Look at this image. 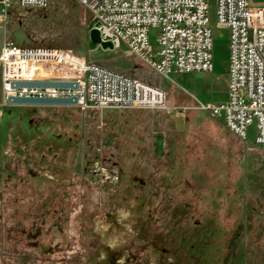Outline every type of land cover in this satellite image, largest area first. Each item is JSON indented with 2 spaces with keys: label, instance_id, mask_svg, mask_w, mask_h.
<instances>
[{
  "label": "rangeland",
  "instance_id": "rangeland-1",
  "mask_svg": "<svg viewBox=\"0 0 264 264\" xmlns=\"http://www.w3.org/2000/svg\"><path fill=\"white\" fill-rule=\"evenodd\" d=\"M206 2L213 71L166 76L122 45L89 50L95 21L75 0L5 9V40L63 48L155 85L176 110L11 105L0 70V264H264V151L253 126L242 154L222 118L213 121L229 147L184 94L196 106L224 94L229 32L216 26V0ZM125 112L131 126L112 134L109 120Z\"/></svg>",
  "mask_w": 264,
  "mask_h": 264
},
{
  "label": "built area",
  "instance_id": "built-area-1",
  "mask_svg": "<svg viewBox=\"0 0 264 264\" xmlns=\"http://www.w3.org/2000/svg\"><path fill=\"white\" fill-rule=\"evenodd\" d=\"M90 11L102 41L123 46L157 73L211 72L212 27L206 0H75ZM253 0H216V26L228 30V91L218 103L200 104L241 140L253 126V145L264 151V5ZM44 7L47 0H0L5 9ZM156 30L158 49L148 40ZM44 63L43 69L39 64ZM55 71L80 70L77 80L55 76ZM0 70L4 96L75 95L78 105L118 108L176 110L166 104L163 89L116 72L101 64L82 60L71 51L51 46H27L1 38ZM76 81L77 87H11L14 81ZM100 177L107 172L98 168Z\"/></svg>",
  "mask_w": 264,
  "mask_h": 264
},
{
  "label": "water",
  "instance_id": "water-1",
  "mask_svg": "<svg viewBox=\"0 0 264 264\" xmlns=\"http://www.w3.org/2000/svg\"><path fill=\"white\" fill-rule=\"evenodd\" d=\"M89 50L95 49L100 46L102 49H113L111 41H102L99 31L96 27H91L88 31ZM59 87L71 88L77 87L76 81H14L11 87ZM7 104L11 105H76L77 99L75 95L66 97H51V96H13L8 95L5 98Z\"/></svg>",
  "mask_w": 264,
  "mask_h": 264
},
{
  "label": "crops",
  "instance_id": "crops-1",
  "mask_svg": "<svg viewBox=\"0 0 264 264\" xmlns=\"http://www.w3.org/2000/svg\"><path fill=\"white\" fill-rule=\"evenodd\" d=\"M3 24L0 23V38L2 37H5V34H4V27L2 26ZM213 71V69H212ZM211 71V72H212ZM190 73V72H188ZM0 90H1V85H0ZM227 91H228V72L226 71V80H225V84H224V89H223V98L220 99V100H217L216 103L218 102H221L223 100H225L227 98ZM186 94L187 96H189V100H190V103L192 105V108L191 110L193 111H196L197 114L200 115V109L201 107L200 106H196L195 103L196 101L192 98V96L190 94H187V93H184ZM206 103H211L210 101L206 102ZM200 105V104H199ZM188 106V105H186ZM205 110V109H204ZM136 111V110H134ZM123 113V112H122ZM210 117H207L209 118V121L210 123L213 125V130H214V138L217 140V141H221V143H223L224 145H228L229 147V144H228V141H230V139L228 137H226L223 132L221 131L220 127L213 121V118L214 117H217V118H222V116H219V115H213L210 111ZM125 115L123 116H119V117H114L112 119L109 120L108 124H107V129L109 131H112V134H115L114 133V130H126V126H131V119L129 120L128 117H129V113H124ZM129 120V121H128ZM225 127V126H224ZM128 129V128H127ZM226 129V127H225ZM227 130V129H226ZM230 133V135L233 137L235 135H233L230 131H228ZM234 138V137H233ZM235 146L236 145H239L240 146V151L243 153L246 152V150L244 148L247 149V147H252V145H249L248 143L245 144V143H242L241 142V139L239 140L236 136L234 138V141H231ZM155 146L158 147V143H155Z\"/></svg>",
  "mask_w": 264,
  "mask_h": 264
},
{
  "label": "bare ground",
  "instance_id": "bare-ground-1",
  "mask_svg": "<svg viewBox=\"0 0 264 264\" xmlns=\"http://www.w3.org/2000/svg\"><path fill=\"white\" fill-rule=\"evenodd\" d=\"M40 65V64H39ZM55 68H56V66H55ZM79 72H80V70H78ZM81 73V72H80ZM50 74H52V72H50ZM74 80H77V79H74Z\"/></svg>",
  "mask_w": 264,
  "mask_h": 264
}]
</instances>
